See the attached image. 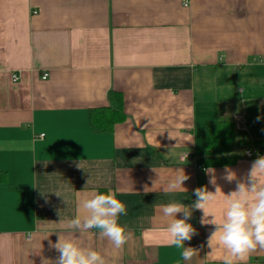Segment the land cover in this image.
Returning <instances> with one entry per match:
<instances>
[{"label":"crops","instance_id":"obj_1","mask_svg":"<svg viewBox=\"0 0 264 264\" xmlns=\"http://www.w3.org/2000/svg\"><path fill=\"white\" fill-rule=\"evenodd\" d=\"M109 90L125 117L96 132L88 109L107 106ZM208 120L233 122L235 162L196 166ZM262 145L264 0H0V264H56L59 238L106 264H223L211 221L258 158L244 150ZM180 169L186 190L165 192ZM217 187L206 217L191 209L195 189ZM110 190L132 233L119 249L98 230L67 228L82 199ZM172 202L191 209V261L167 243L161 209ZM242 264H264V251Z\"/></svg>","mask_w":264,"mask_h":264},{"label":"clouds","instance_id":"obj_2","mask_svg":"<svg viewBox=\"0 0 264 264\" xmlns=\"http://www.w3.org/2000/svg\"><path fill=\"white\" fill-rule=\"evenodd\" d=\"M259 119V117L257 118ZM41 133L39 139H44ZM33 145L35 140H33ZM187 158V152L184 154ZM165 188V192L186 190L183 182L189 179L182 169ZM211 183L215 185L214 170ZM264 157L257 158L248 173L247 181H238L236 189L224 196V210L222 222L214 219L211 223L219 231L218 244L222 246L227 255L223 257V264H242L248 256L257 250L264 251ZM228 182L236 179L233 171L225 169L223 177ZM208 191L206 188L195 189L196 200L191 209L203 210L206 217V205L216 198L217 191ZM59 195L58 193H56ZM81 213L67 223V228L79 231L98 230L102 238H107L115 248H122L131 238L132 233L126 231V226L118 223L121 214H126L125 205L116 198V193H95L91 198L80 201ZM189 206L181 202H172L162 207L163 216L171 218L167 224L168 240L170 246L183 249L181 255L184 261H191L197 254V249L184 247V241H190L196 234L194 227L187 221L191 217ZM178 213L182 218L177 219ZM208 222V221H207ZM201 223H206L202 218ZM215 231V232H216ZM47 234L45 237H47ZM51 244V241H50ZM59 253L56 264H106L104 256L90 247H84L74 239H58L52 245Z\"/></svg>","mask_w":264,"mask_h":264},{"label":"trees","instance_id":"obj_3","mask_svg":"<svg viewBox=\"0 0 264 264\" xmlns=\"http://www.w3.org/2000/svg\"><path fill=\"white\" fill-rule=\"evenodd\" d=\"M107 106L88 109L90 127L96 132L110 131L114 123L124 119L122 95L116 90L107 93ZM204 139L195 146L196 166L204 168L208 165L233 163L239 158L234 151L240 142L236 138L234 124L230 120H208L203 125ZM264 152V150H262Z\"/></svg>","mask_w":264,"mask_h":264},{"label":"built area","instance_id":"obj_4","mask_svg":"<svg viewBox=\"0 0 264 264\" xmlns=\"http://www.w3.org/2000/svg\"><path fill=\"white\" fill-rule=\"evenodd\" d=\"M41 76H42V78H46L48 76V72H43ZM11 77H12V80H16L18 78V74L13 72L11 74ZM234 117L236 120H245V117L242 115H239V114L234 115ZM40 134H39V136H40ZM244 156L249 157V158H251V157H258L259 158V157H264V152L261 149H249V148H247L244 150Z\"/></svg>","mask_w":264,"mask_h":264},{"label":"water","instance_id":"obj_5","mask_svg":"<svg viewBox=\"0 0 264 264\" xmlns=\"http://www.w3.org/2000/svg\"><path fill=\"white\" fill-rule=\"evenodd\" d=\"M260 149H261V150H264V145H262V146L260 147Z\"/></svg>","mask_w":264,"mask_h":264}]
</instances>
